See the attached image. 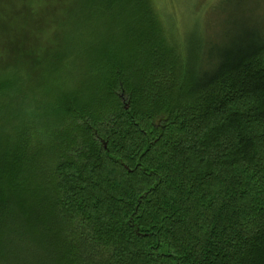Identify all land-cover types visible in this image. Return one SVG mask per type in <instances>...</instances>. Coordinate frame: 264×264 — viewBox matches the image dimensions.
<instances>
[{"label":"trees","instance_id":"16d2710c","mask_svg":"<svg viewBox=\"0 0 264 264\" xmlns=\"http://www.w3.org/2000/svg\"><path fill=\"white\" fill-rule=\"evenodd\" d=\"M58 6L60 34L88 15L105 32L85 48L91 80L46 110L64 150L49 180L39 136L0 122V254L12 245L11 264H264V19H245L264 0H214L185 41L168 38L152 0H0V98ZM56 204L78 220L73 238Z\"/></svg>","mask_w":264,"mask_h":264},{"label":"rangeland","instance_id":"374dc122","mask_svg":"<svg viewBox=\"0 0 264 264\" xmlns=\"http://www.w3.org/2000/svg\"><path fill=\"white\" fill-rule=\"evenodd\" d=\"M152 1L157 7L159 15H161V21L168 38L175 37L179 41H185L196 31H203L205 28L204 21L206 20L204 12L214 0ZM55 5L57 6L58 3L56 2ZM58 8L51 18L55 23L54 26L51 29L46 28L42 32L40 31L38 45H34L31 50L32 53H29L32 55V59L26 61V58H24L16 65L18 79L16 85L0 98V104L7 105L9 108L8 112H6V108L0 111V122L8 119L11 125L24 136L33 137L32 134L39 136L37 145L40 149L37 150L36 156L38 163H43L41 169L46 176V180L50 179V174L54 169L53 166L58 161L60 162L64 153L59 145L62 135L58 134V131L61 126L59 123L57 126H51V128L47 126V120L50 121L53 115H49L46 110L51 102L54 103V98L59 90L75 91L82 85V81L89 82L91 80L88 75L94 73L95 70L94 66L90 64V59L94 53H90L91 50L85 48L95 45V39L98 38L101 31L105 32L101 20H97L93 15H88V19L77 18L71 21L73 25L66 27L60 34L58 21L62 20L63 16H61L62 8L59 6ZM249 15L252 19L255 16L264 19V8L257 14L248 13V15H245V19L250 18ZM225 16H218L216 21L223 23ZM240 17L241 15L237 16V21L241 20ZM58 35L65 36L60 42L61 44L57 42ZM35 52L42 53L45 56L42 62L38 63ZM55 56L59 59L56 58L54 68L52 64L51 67L45 66L48 63L45 62L49 59L48 57L53 58V63ZM48 71H50V74L46 75ZM34 77H38V80ZM49 160L52 162L46 166L44 161ZM53 184L50 186L52 191ZM52 195L53 199H57L54 191ZM53 214L55 223H58L62 234L64 236L67 234L69 238H73L74 221L78 220L73 218L60 204H56ZM12 252L11 245L7 248L6 254H0V264H11L10 256H12ZM91 253L92 251H87L86 255Z\"/></svg>","mask_w":264,"mask_h":264}]
</instances>
